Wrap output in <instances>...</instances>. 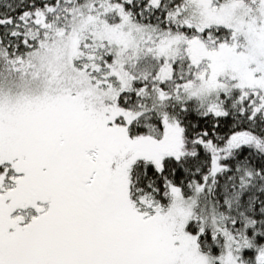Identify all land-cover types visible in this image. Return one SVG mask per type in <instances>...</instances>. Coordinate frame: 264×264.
<instances>
[{
    "label": "snow or ice",
    "instance_id": "1",
    "mask_svg": "<svg viewBox=\"0 0 264 264\" xmlns=\"http://www.w3.org/2000/svg\"><path fill=\"white\" fill-rule=\"evenodd\" d=\"M0 264H264V0H0Z\"/></svg>",
    "mask_w": 264,
    "mask_h": 264
}]
</instances>
